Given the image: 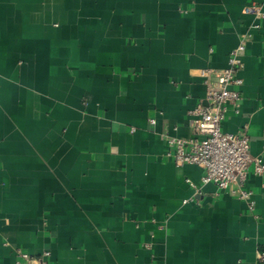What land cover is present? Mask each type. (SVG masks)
Segmentation results:
<instances>
[{
  "label": "crops",
  "instance_id": "0c3cea01",
  "mask_svg": "<svg viewBox=\"0 0 264 264\" xmlns=\"http://www.w3.org/2000/svg\"><path fill=\"white\" fill-rule=\"evenodd\" d=\"M246 4L0 0V264L17 250L48 264H261L264 177L250 168V212L199 167H175L161 139L190 135L199 71L227 66ZM258 23L221 130H245L264 163Z\"/></svg>",
  "mask_w": 264,
  "mask_h": 264
},
{
  "label": "built area",
  "instance_id": "2783aa9c",
  "mask_svg": "<svg viewBox=\"0 0 264 264\" xmlns=\"http://www.w3.org/2000/svg\"><path fill=\"white\" fill-rule=\"evenodd\" d=\"M242 12L253 21L230 52L227 66L222 70L199 71L205 96L204 103H196L188 112L190 135L178 138L165 132L161 139L167 144L169 150L166 156L175 167H199L203 172L202 184H213L219 192H226L231 197L244 201L248 210L253 212L254 195L245 188V184L251 167L255 176L264 177V163L260 157L250 154L249 138L245 130L235 135L221 130L229 109L234 114L239 113L242 100L239 88L243 83L239 76L243 69L241 56L252 38V31L259 28L258 21L264 17L259 0H247ZM150 124L154 125V121L151 120ZM48 257V252L32 256L17 250L14 264H48ZM258 261L264 264V252L259 253Z\"/></svg>",
  "mask_w": 264,
  "mask_h": 264
}]
</instances>
